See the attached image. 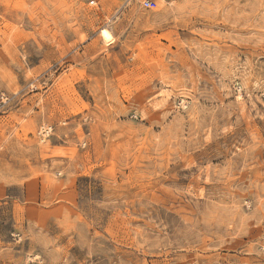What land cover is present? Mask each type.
Instances as JSON below:
<instances>
[{"label": "rangeland", "instance_id": "obj_1", "mask_svg": "<svg viewBox=\"0 0 264 264\" xmlns=\"http://www.w3.org/2000/svg\"><path fill=\"white\" fill-rule=\"evenodd\" d=\"M142 1L0 0V264H264V0Z\"/></svg>", "mask_w": 264, "mask_h": 264}, {"label": "built area", "instance_id": "obj_2", "mask_svg": "<svg viewBox=\"0 0 264 264\" xmlns=\"http://www.w3.org/2000/svg\"><path fill=\"white\" fill-rule=\"evenodd\" d=\"M85 2L87 3V5H88L89 7H96L97 4H98V2H99V0H85ZM151 4H152V3H151L150 0H144V1H142V3H141L142 7H144V8H150V7H151ZM49 130H50L49 127H45V128L43 129V134H48V133H49Z\"/></svg>", "mask_w": 264, "mask_h": 264}]
</instances>
